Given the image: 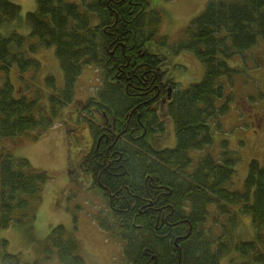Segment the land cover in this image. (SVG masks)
<instances>
[{
    "label": "trees",
    "instance_id": "1",
    "mask_svg": "<svg viewBox=\"0 0 264 264\" xmlns=\"http://www.w3.org/2000/svg\"><path fill=\"white\" fill-rule=\"evenodd\" d=\"M150 6V0H37L36 11L26 14L29 37L37 43L26 47L25 36L1 33L21 8L0 0V231L30 228L50 179L11 151L22 146L21 135L38 130L41 136L54 126L73 102L84 67L94 66L101 83L84 108L92 142L81 168L90 190L106 202L109 215L99 227L123 244V264H218L231 251L247 258L243 264H264V167L251 160L243 190L227 189L239 156L224 141L219 161L206 155L189 172V153L211 147V129H220L232 100L221 83L234 72L228 62L264 44V0H210L190 22L188 41L176 52L193 54L205 74L187 89L164 82L161 60L146 51L147 42L167 43L159 36L161 16ZM49 48L55 49L64 87L57 91L55 79H45L52 90L45 112L39 92L33 99L15 98L8 74L13 66L21 80L29 71L39 73L41 64L26 51ZM160 107L174 127L173 149L152 146L164 132ZM218 215L229 221L215 237L206 224ZM240 216L251 218L254 239L235 243ZM43 254L57 256L60 264H85L63 226L50 231ZM21 263L19 255L0 252V264Z\"/></svg>",
    "mask_w": 264,
    "mask_h": 264
},
{
    "label": "rangeland",
    "instance_id": "2",
    "mask_svg": "<svg viewBox=\"0 0 264 264\" xmlns=\"http://www.w3.org/2000/svg\"><path fill=\"white\" fill-rule=\"evenodd\" d=\"M21 8L16 21L1 29L4 36L15 31L26 37V47L37 43L29 37L26 14L37 9V0H10ZM151 9L161 16L159 36L165 37L166 45L155 42L145 44L149 54L161 60L160 68L164 82H172L178 89H187L199 83L205 74L203 65L189 51L176 52V48L188 41L184 30L190 22L200 16L210 0H150ZM152 10V11H153ZM26 56L41 64L39 73L32 71L19 77L16 66H13L8 79L14 87L15 98L33 99L39 92L42 96L40 105L48 111V98L52 93L44 84L48 76L55 79L57 91L64 87L63 73L55 56V49H40L36 53L26 51ZM244 57V59H243ZM233 69L231 77L221 78L225 89V98L229 96L228 111L219 118L221 127L211 129L212 145L202 151L189 153L193 164L191 172L198 161L210 155L219 161L221 144L226 141L229 149L239 156L235 174L225 185L231 191H242L248 175L251 160H257L264 167V44H258L243 56H237L228 62ZM5 76L0 74V86ZM100 73L94 66H86L75 84L73 102L64 108L54 126L41 136L38 130L20 136L22 146L11 151L15 160L26 159L37 170L45 171L50 179L43 187L42 203L37 209L36 219L29 229L11 226L0 231V240H6L8 247L0 245L1 253L19 255L21 264H60L57 256L50 259L43 254V242L50 231L63 226L67 234L76 239L79 255L85 264H123L121 242H117L99 227V219L108 217L106 202L90 190L91 181L84 179L81 160L90 149L91 137L83 120L87 115L84 108L88 100L95 96L100 87ZM38 96V97H40ZM224 100L220 101L221 104ZM168 108V101L166 102ZM160 107V119L164 132L154 138V150L173 149L176 145L174 127ZM8 145V144H7ZM6 147H10L8 145ZM81 175V176H80ZM212 212V208H209ZM236 210L231 209L234 213ZM231 216V215H230ZM208 218L206 229L218 237L222 225L229 221L227 217ZM232 240L250 241L254 239V228L249 216H240L234 224ZM243 258L231 251L224 255L218 264H243Z\"/></svg>",
    "mask_w": 264,
    "mask_h": 264
},
{
    "label": "bare ground",
    "instance_id": "3",
    "mask_svg": "<svg viewBox=\"0 0 264 264\" xmlns=\"http://www.w3.org/2000/svg\"><path fill=\"white\" fill-rule=\"evenodd\" d=\"M106 124V123H105ZM92 184V183H91ZM90 187H91V185H90ZM96 195V194H95ZM99 196V195H98ZM99 197H101L102 198V196H99ZM103 200H104V198H102ZM105 201V200H104Z\"/></svg>",
    "mask_w": 264,
    "mask_h": 264
},
{
    "label": "flooded vegetation",
    "instance_id": "4",
    "mask_svg": "<svg viewBox=\"0 0 264 264\" xmlns=\"http://www.w3.org/2000/svg\"><path fill=\"white\" fill-rule=\"evenodd\" d=\"M91 146V145H90ZM90 150V149H89ZM81 176V175H80Z\"/></svg>",
    "mask_w": 264,
    "mask_h": 264
}]
</instances>
